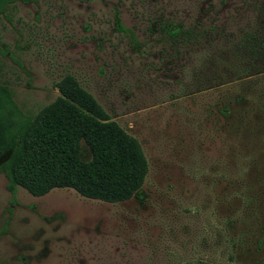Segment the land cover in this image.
Returning a JSON list of instances; mask_svg holds the SVG:
<instances>
[{"label": "rangeland", "instance_id": "374dc122", "mask_svg": "<svg viewBox=\"0 0 264 264\" xmlns=\"http://www.w3.org/2000/svg\"><path fill=\"white\" fill-rule=\"evenodd\" d=\"M5 15L0 82L19 107L38 114L60 95L57 85L73 79L138 141L148 171L118 203L21 186L12 199L0 174V264H264L256 248L236 245L255 207L250 169H264V63L245 79L199 92L194 84L213 54L232 78L229 47L254 19L241 0H35ZM159 18L202 30L216 24L230 36L224 46L215 36L173 47L160 40ZM258 217L252 225L262 230Z\"/></svg>", "mask_w": 264, "mask_h": 264}, {"label": "trees", "instance_id": "16d2710c", "mask_svg": "<svg viewBox=\"0 0 264 264\" xmlns=\"http://www.w3.org/2000/svg\"><path fill=\"white\" fill-rule=\"evenodd\" d=\"M34 1L0 0V16L7 18L5 12L10 5ZM241 2L244 10L251 12L254 19L229 47L238 56L235 60L236 55L227 56L228 62L236 61L237 65L236 70H230L232 78L227 79L224 72L220 73L227 67L226 60L213 54L208 59L211 67L207 75L194 81L198 85L195 92L202 91V86L213 88L224 85L236 77L245 79L251 76L252 69L257 70L253 75L261 72L259 70L264 63V0ZM155 21L158 35L164 36L160 40L171 46L180 41H193L196 45L201 40L210 43L215 36L220 39H215V42L224 46L230 36L226 30L217 29L216 24L202 30L198 24L185 26L161 18ZM116 25L118 31L129 37L133 46H138L134 33L124 28L118 18ZM209 31H214L212 37ZM224 50L219 53H226ZM7 54L6 48L0 44V57ZM174 54L178 55L176 50ZM2 69L0 63V75ZM57 86L60 95L54 102L32 115L16 103L12 88L0 82V174L6 179V190L12 199L17 186L34 195L46 194L53 188H71L81 197L108 203L130 199L143 185L148 171L138 141L124 132L93 96L73 79L63 80ZM82 144L90 154L87 161L81 157ZM261 156L264 158V155ZM253 169L249 172L247 190L252 194L249 195L253 200L251 205L255 207L254 211H248L251 213L247 215V220L242 221L236 245L256 248L255 253L263 262L264 228L256 230L255 224H252L255 219L258 222L261 218L258 216H263L264 220V169Z\"/></svg>", "mask_w": 264, "mask_h": 264}]
</instances>
